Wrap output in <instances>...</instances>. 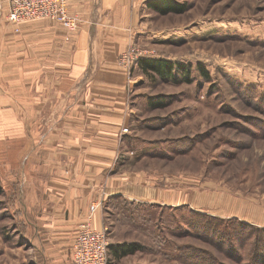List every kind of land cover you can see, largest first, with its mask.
I'll return each instance as SVG.
<instances>
[{"label": "rangeland", "instance_id": "rangeland-1", "mask_svg": "<svg viewBox=\"0 0 264 264\" xmlns=\"http://www.w3.org/2000/svg\"><path fill=\"white\" fill-rule=\"evenodd\" d=\"M177 1L184 11L147 6L133 44L147 51L142 57L183 63L189 73L164 79L131 70V124L115 170L144 174L140 182L183 202L109 196L102 207L109 243L142 245L111 264H264V0ZM8 5L0 6L1 58L7 26L18 31ZM0 71V95L7 96ZM148 99L161 103L150 107ZM19 121L1 104L0 264H20L7 207V146L20 140Z\"/></svg>", "mask_w": 264, "mask_h": 264}, {"label": "crops", "instance_id": "crops-1", "mask_svg": "<svg viewBox=\"0 0 264 264\" xmlns=\"http://www.w3.org/2000/svg\"><path fill=\"white\" fill-rule=\"evenodd\" d=\"M146 9L140 0H68L80 19L75 30L49 17L21 21L17 32L7 26L0 56L7 96L0 95V106L7 103V116L20 118V140L7 146L16 244L10 249H18L20 264H73L78 224H104L109 196L183 202L140 182L144 174L115 170L122 128L131 124L136 67L117 59L129 43H140Z\"/></svg>", "mask_w": 264, "mask_h": 264}, {"label": "built area", "instance_id": "built-area-1", "mask_svg": "<svg viewBox=\"0 0 264 264\" xmlns=\"http://www.w3.org/2000/svg\"><path fill=\"white\" fill-rule=\"evenodd\" d=\"M7 18L11 22L38 19L42 17L52 18L69 30H75L80 19L68 11V0H8ZM146 2L147 0H140ZM146 50L129 43L119 54L118 63L128 70L137 65V60L146 54ZM150 52V51H149ZM127 126H123L122 132H127ZM102 205V200L98 201ZM97 206V202L90 204V210ZM103 206V205H102ZM105 224L96 228L91 225L89 219L78 224L73 241V264H109V236Z\"/></svg>", "mask_w": 264, "mask_h": 264}, {"label": "trees", "instance_id": "trees-1", "mask_svg": "<svg viewBox=\"0 0 264 264\" xmlns=\"http://www.w3.org/2000/svg\"><path fill=\"white\" fill-rule=\"evenodd\" d=\"M146 4L149 8L153 9L159 14H166L168 12H182L186 9V3L179 2L177 0H147ZM143 74L152 76L157 74L158 76L164 79H170L173 77V72L175 70L180 71L183 75L189 73V69L183 63L174 62L171 60H166L160 57H140L137 60V65ZM179 69V70H178ZM199 70L206 74L204 67H199ZM148 106L156 107L160 105L161 102L152 101V99L147 100ZM114 197H118L117 194ZM210 215V214H209ZM212 217H216L210 215ZM213 219V218H212ZM215 219V218H214ZM142 247L140 243L135 241H122L120 243L110 244L109 245V259L108 262L111 264L112 258L115 260L120 257L133 253L136 250H139Z\"/></svg>", "mask_w": 264, "mask_h": 264}]
</instances>
